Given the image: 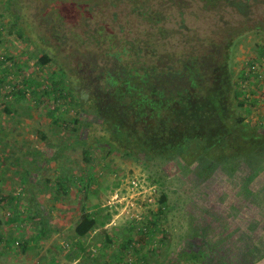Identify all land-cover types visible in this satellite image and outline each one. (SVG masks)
<instances>
[{
	"label": "rangeland",
	"instance_id": "1",
	"mask_svg": "<svg viewBox=\"0 0 264 264\" xmlns=\"http://www.w3.org/2000/svg\"><path fill=\"white\" fill-rule=\"evenodd\" d=\"M104 2L113 4L109 13L121 28L101 29L98 18L89 38L84 28L68 29L80 59L45 30L40 14L47 15L46 0H0V264H264V130L255 132L264 129V0ZM17 15L31 26L34 43L13 29ZM49 15L56 18L53 8ZM60 24L61 33L63 19ZM42 50L56 62L40 65ZM182 56L210 64L196 79L199 87L183 94L191 93L187 102L179 104L175 94L168 112L151 113L136 126L130 115L121 118V109H110L113 117L140 132L192 131V120H199L206 125L204 139L207 129L220 137L225 120L211 105L217 99L229 122L240 120L248 138L257 134L250 145L227 138L222 150L165 152L145 145L138 150L111 136L115 130L99 115L101 100L111 96L104 92L110 91L105 62L117 57L149 64ZM81 134L98 140L87 145V156L78 148L44 161ZM121 135L128 139L127 131ZM109 141L127 150L109 152ZM37 161L43 164L34 175ZM27 177L53 228L47 239L32 238L38 220L22 195ZM84 213L97 224L77 238ZM190 251L200 262L185 258Z\"/></svg>",
	"mask_w": 264,
	"mask_h": 264
},
{
	"label": "trees",
	"instance_id": "2",
	"mask_svg": "<svg viewBox=\"0 0 264 264\" xmlns=\"http://www.w3.org/2000/svg\"><path fill=\"white\" fill-rule=\"evenodd\" d=\"M11 1L19 5L18 0ZM46 1L48 3L47 7L44 8V11L47 12V15L45 16V14H43L42 12L40 14L45 19V21L43 22L45 30L51 34L52 38L55 41H58L60 45L64 46L65 49L70 46L72 49L71 54H76V57L80 59L83 58V56H78L80 54V51L76 47V44H79L75 42L76 36H74V43H68L69 40L67 39L66 35L70 33V30L84 28L86 30L84 31L83 29L81 33L86 34V36L89 38L88 34L91 32L92 27L91 22H94L98 18L103 23L101 29L107 28L111 33H116L119 32L118 30L119 28H121L118 25L119 23H116V21L120 20L114 18L109 13V7H113V4L104 2V0H92L90 4L87 3V0H83L85 4H83V6H80L77 2L73 3L72 0H61V3L58 7H56L57 0ZM119 4L120 1H118L117 6H119ZM52 8L56 13L55 19H53V17L49 15ZM80 8L83 9V14H80L79 16L78 14ZM61 19H63L64 22V30H62L60 33V30L62 29L60 24ZM13 21L14 22L12 27L16 31L19 38L24 39L25 41L32 42V39L28 38V33L32 28L27 23V21L23 20L21 16L18 15L16 16V18L14 17ZM68 21L69 23H67ZM99 31L100 30L95 32L98 33ZM81 33H78V35H80ZM35 38L36 40L43 42L41 38ZM91 38L92 37L90 36V39ZM40 47L41 46H39V48ZM225 50L227 51L226 48ZM225 50L224 53H226ZM41 52V56L38 59V63L40 65H46L50 62H56L45 50H42ZM177 55L178 54L176 53L175 56ZM119 62H124V67L118 66ZM108 64L110 66H108ZM101 68H103L104 72H107V74L104 76V82L106 85L105 88H110L109 92H104L109 93V95L111 94V96L108 100H101V109H99L100 112H98L102 117L101 121H104V124L106 126H111L113 130H115L116 133L113 131L111 133V136L112 134H115V138H117L116 134H118L120 138V141L118 140L119 143L136 144L140 146L138 150L141 149L142 145H145L144 147H148V149H159L162 151L164 150L165 152H168L169 150H174L177 152L192 150L193 152H197L200 148L205 151H208L210 148H212L214 151L222 150V145L225 143V141H227V138H231L232 141L238 143H243L246 147L250 145V140L252 138H257V134L253 137L250 135V138L246 136L247 133L245 132H247V129H244L242 128V126H240L242 124L240 120L238 122H229V118L225 117L224 113L221 111L220 103L217 101V99L212 100L211 105L215 107L219 116L225 120V125L222 124L224 126V132L220 137V134H218L217 130H215L217 137H212L210 135H214V133H211L209 129H207V134L209 135V137L204 139V134L202 133V131L205 129L206 125L204 126L202 121L199 120H192L193 124H191L188 129L192 128L193 130L190 131L189 129L186 132L178 130V127H175L173 130L161 131L153 129L146 132H140L137 129L131 128V126H136L141 122H145V118L150 119L151 113L158 117L159 111L163 110L168 112V103L171 100H174L175 94L176 96L180 95L181 100L178 101L179 104L181 102H187V100L189 99V95L191 96V93H189V95H185V97L182 98L183 94H186L187 90L189 91L192 88L199 87V81L197 83L196 79H198L199 76L201 77L204 71V73H206L210 69V64H208V66H205L204 57L198 60L193 56L190 58H188L187 56H182L181 58L179 57L175 60L169 61H166L165 59L161 61L159 59L149 64H140L139 62H136V60L126 62L115 57V61L112 60L110 63L109 61H107ZM59 69L61 68L59 67ZM61 70L64 75L67 76V73L63 69ZM111 70H114L118 76L111 75ZM223 89L227 91L228 94L231 93V90L228 87L224 86ZM116 108L123 111L124 115L121 118H125L128 115L132 117L130 123L131 126L129 124H124V122L122 124L118 119L113 117L111 111ZM103 110H108V115H104L105 112ZM168 115L169 114L167 113L165 117L168 118ZM208 121L213 122L211 118H207V120H205V122ZM75 122L80 123L81 121L77 119ZM111 123L113 124L111 125ZM93 124V122L86 123V129L88 130V132L91 125ZM128 126L130 127V129L128 128ZM261 130L264 129L257 128L255 132H261ZM125 131L128 132V141L126 139H123V136L121 135V133ZM177 131H179V133ZM217 138L220 139L219 143L215 142ZM207 139H211L213 141L212 143L210 142L211 144L208 146L206 144ZM177 140L180 141L177 142ZM181 141L183 142V148H179L177 146ZM97 143L98 140L93 138L91 139L90 134L78 135L72 141L64 143L52 157H50L49 159H45L44 161L46 162L51 159H56L64 152L73 151L78 148H82L83 155L87 156V154L89 153L87 145H97ZM109 143H111V141H109ZM108 146L107 150L109 152L114 150H119L122 152V149L127 150L125 147H117L112 143L111 145L108 144ZM129 152L130 151H128V153ZM42 164L43 163L37 161L35 165H33L35 168L34 175H36V172L41 169ZM23 181L24 183L22 188V195L25 198L27 206L33 212V218L38 220V227L32 238L34 240L47 239L50 237L53 228L48 221L46 212L44 211L41 204H39L37 201L34 192V182L31 177H27ZM96 224V218H94L89 213H84L81 215L79 222L74 229V233L77 238H83L96 227ZM21 247L24 248L23 245H21ZM184 254L186 255V259H192L194 262H200V258H198V255L195 251L186 252Z\"/></svg>",
	"mask_w": 264,
	"mask_h": 264
},
{
	"label": "built area",
	"instance_id": "3",
	"mask_svg": "<svg viewBox=\"0 0 264 264\" xmlns=\"http://www.w3.org/2000/svg\"><path fill=\"white\" fill-rule=\"evenodd\" d=\"M262 57H264V53L262 54ZM260 64H262L263 67H264V62H262V63H260ZM252 68H253V70H255L254 66H252ZM133 184H134V182H133Z\"/></svg>",
	"mask_w": 264,
	"mask_h": 264
},
{
	"label": "flooded vegetation",
	"instance_id": "4",
	"mask_svg": "<svg viewBox=\"0 0 264 264\" xmlns=\"http://www.w3.org/2000/svg\"><path fill=\"white\" fill-rule=\"evenodd\" d=\"M204 160H206V159H204Z\"/></svg>",
	"mask_w": 264,
	"mask_h": 264
}]
</instances>
